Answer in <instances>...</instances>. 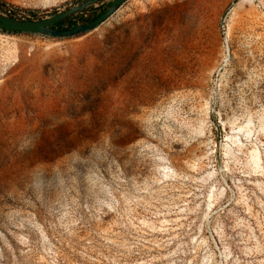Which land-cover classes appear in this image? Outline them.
<instances>
[{
  "label": "rangeland",
  "instance_id": "obj_1",
  "mask_svg": "<svg viewBox=\"0 0 264 264\" xmlns=\"http://www.w3.org/2000/svg\"><path fill=\"white\" fill-rule=\"evenodd\" d=\"M238 1L0 30V264H264V0Z\"/></svg>",
  "mask_w": 264,
  "mask_h": 264
},
{
  "label": "water",
  "instance_id": "obj_2",
  "mask_svg": "<svg viewBox=\"0 0 264 264\" xmlns=\"http://www.w3.org/2000/svg\"><path fill=\"white\" fill-rule=\"evenodd\" d=\"M127 0H74L69 5L41 18H21L16 16L10 6L0 0V29L10 32H30L54 37H73L97 28L108 20ZM104 2H109L104 11L91 19H78L67 28H58V22L71 18Z\"/></svg>",
  "mask_w": 264,
  "mask_h": 264
},
{
  "label": "trees",
  "instance_id": "obj_3",
  "mask_svg": "<svg viewBox=\"0 0 264 264\" xmlns=\"http://www.w3.org/2000/svg\"><path fill=\"white\" fill-rule=\"evenodd\" d=\"M107 5H108V4H104V3H103V4H101V5L97 6V7H93V8H91V9L87 10L88 13L90 14V16H89L88 18H93V17H96V16H98L99 14H101V13L104 11V9L106 8ZM14 14H15V12H14ZM80 17H81V18H85V17L83 16V14L80 13V14L78 15L77 18H71V19H68V20H65V21L58 22L55 26L58 27V28H67V27H71L72 25H74V24L77 23V19H80ZM0 30L3 31V32H7V33L35 34V33H30V32H10V31H6V30H3V29H0Z\"/></svg>",
  "mask_w": 264,
  "mask_h": 264
},
{
  "label": "bare ground",
  "instance_id": "obj_4",
  "mask_svg": "<svg viewBox=\"0 0 264 264\" xmlns=\"http://www.w3.org/2000/svg\"><path fill=\"white\" fill-rule=\"evenodd\" d=\"M243 1H244V0H239V1H238V6H236V7L233 9L232 16L235 15V13H236V11H237V9H238L237 7H240ZM229 27H230V25H229ZM209 55H210V52L207 53L205 56H209ZM261 117H264V110L262 111ZM251 121H252V117L250 116V117L247 118V122H251ZM260 126L262 127V130H263V133H264V123H261ZM248 132H249V131H248ZM252 162H253V164H255V167H256V166H259V164H258V160H257V156H256L254 153H252Z\"/></svg>",
  "mask_w": 264,
  "mask_h": 264
}]
</instances>
